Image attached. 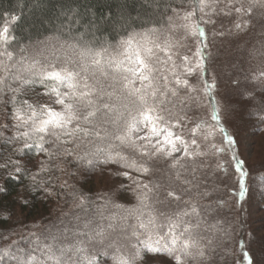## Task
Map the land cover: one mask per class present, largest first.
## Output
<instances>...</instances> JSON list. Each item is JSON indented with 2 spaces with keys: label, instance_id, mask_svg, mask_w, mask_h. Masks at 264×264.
Here are the masks:
<instances>
[{
  "label": "snow or ice",
  "instance_id": "1",
  "mask_svg": "<svg viewBox=\"0 0 264 264\" xmlns=\"http://www.w3.org/2000/svg\"><path fill=\"white\" fill-rule=\"evenodd\" d=\"M165 10L170 14L162 16V26L145 24L139 31H126L114 44L56 34L24 44L14 33L20 16L0 12V105L5 120L0 123V141L13 146L12 154L0 162L4 178L0 194L7 193L9 179L23 183L17 197L23 210L29 207L28 196L39 193L47 200L59 195L54 173L75 175L68 171L71 165L77 172L115 165L118 170H109L110 174L127 180L119 187L130 189L138 201L132 209L113 205L138 221L123 241L111 238L103 228L82 234L87 246L84 239L66 244L55 235L42 241L31 233L36 239L28 249L14 248L15 240L0 248L4 264H104L102 257L110 250L120 253L117 264H158L159 257H166L169 264H210L217 253L230 264H264V230L251 229L235 240L226 220L207 223L208 215H218L226 203L209 199L219 190L216 174L229 173L224 162L211 172L203 162L229 155L244 200L247 172L241 157L248 145L226 124L234 115L242 118L256 96L241 89L235 74L227 77V89L220 91L223 74L210 68L213 57L204 51L210 47L206 27L212 29L213 39L240 36L257 26L264 35V0H187V5L182 0L178 6L165 5ZM189 39L195 48L185 51L183 41ZM192 77H198L201 87L190 82ZM251 79L264 87V68L253 72ZM36 84L43 89L38 97L46 98L44 102L20 99ZM260 100L258 118L264 122V95ZM236 103L239 112L232 107ZM193 110L205 114L189 116ZM217 134L221 146L215 143ZM26 149H35L41 157L31 171L28 162L16 158ZM160 165L165 168L163 177L145 182L144 177L155 176ZM59 187L70 186L64 180ZM72 195L78 206L85 203V197ZM185 195L189 198L184 207L178 205L170 215L153 209L155 203L179 202ZM201 200L209 202L202 205ZM10 217L11 211L0 204V223ZM124 218L113 215L109 220ZM202 225L211 237L202 234ZM0 239L9 237L0 233Z\"/></svg>",
  "mask_w": 264,
  "mask_h": 264
},
{
  "label": "trees",
  "instance_id": "2",
  "mask_svg": "<svg viewBox=\"0 0 264 264\" xmlns=\"http://www.w3.org/2000/svg\"><path fill=\"white\" fill-rule=\"evenodd\" d=\"M181 2L182 0H0V12L7 10L20 16V20L14 27V33L17 40L24 44H28L30 41L35 42L43 40L45 37H49L53 34L61 36L62 39L83 37L88 41H106L114 44L125 35L126 31H139L141 26L145 24H148V26H162V16L170 14L166 12L165 5L172 4V6H178ZM183 2L187 5V0H183ZM158 4L160 5L159 8L156 7ZM149 21H151V23H149ZM156 21H161V23L156 24ZM0 23H2V21H0ZM206 31L210 44V47L205 49L206 53H211L213 65L219 66V60L222 55L218 53L215 48H223L226 39L225 37H216L213 39L211 35L212 29L206 27ZM215 53H218L219 56H216ZM238 61L240 63L237 65H241L243 68L242 63H244V58ZM238 69L240 70L239 66ZM35 88L39 90V93L43 91L39 84H36L33 89ZM5 98H7V95H5ZM24 98L29 99L30 102L40 99L38 94L33 92L32 89L25 90L24 95L20 97V99ZM4 122L3 106L0 105V123ZM8 122L11 123V121ZM256 124L258 126L257 134L260 136V143H264V122L262 123L259 119ZM11 134V129H9L6 135L10 136ZM12 147L13 146L0 141V162H3L4 159H7V157L12 154ZM15 147H19V145H15ZM261 150H264V148ZM16 158L21 159L22 162H28L27 166L31 171L34 170L33 165L41 157L35 153V149H26L23 153L18 154ZM231 163L229 158V166L232 171ZM71 166L76 169L75 165ZM106 166L116 168L115 165ZM245 170L247 172V176L245 177L246 193L249 190L247 183H251L252 179L255 181L254 184H251L252 187H262L264 193V161L257 166L255 173L253 175L251 174V176H248L250 175V169L246 167ZM250 173H253V170H250ZM53 175L57 178L58 172ZM207 180L210 181L208 177ZM54 182L57 185L58 178L55 179ZM3 183L4 178H2V174H0V184ZM7 188L8 191L6 194H0V204H3L6 210L11 211V217L3 223H0V233L8 236L9 239H0V248L5 247L10 244L12 240H15L17 243L14 248L28 249L33 245L36 236L40 237L43 241L44 237L50 234L55 235L58 240H63L66 244H70L75 239L87 240L86 236L82 235L84 233H89L99 228H103L106 231V226L110 223L109 221L107 222V220L97 222L95 215V211L99 208V205H96L95 202L98 201V198L103 193L102 190L96 192L93 191L94 189H88L85 192L84 190H77V186H74L76 189L74 192L76 196H83L86 198L85 202H87L86 207H88V209L80 212L78 207H71L66 210V213H64L62 216L63 218L60 220L57 218L53 219L52 217L55 216L54 213L56 212H65L55 209V205L53 204L56 202L55 197L44 200L39 193L35 196H28L29 207L21 210L17 202V197L24 188V184L13 178L8 180ZM229 193V195L234 197V202L240 199L238 185L232 187ZM218 194L219 193H215L210 200L214 201ZM70 198L72 197H69V199ZM107 198L108 197H105L103 199V208L100 209L105 214L103 217H109L118 212H123L119 209L115 210V207L109 209L107 206L110 202L106 204ZM176 210H170L169 213L172 214ZM158 213H164L166 215V212L162 209H160ZM231 213L233 214V210L230 208V213H228V215H231ZM90 214L92 215L90 216ZM217 218L219 217L210 214L207 217V223L212 224ZM51 219L52 221H50ZM36 220H41L42 223H33ZM230 220L232 221L231 217ZM23 221L24 223H20ZM125 221L129 224L128 227L123 229L114 228L110 232H106V234L113 239H120L123 241L126 236H130L126 230L131 227L130 230L133 231L138 226L136 217L126 216ZM53 222L55 224H52ZM29 223L34 226V229H31L29 225H27ZM202 227L205 228L204 225H202ZM234 227L236 226L232 228ZM55 230L56 232H53ZM201 232L204 235L207 233L204 229H202ZM31 233H35L36 236H32ZM22 236L26 238L21 239ZM86 240L87 246L88 241ZM132 242L134 243L135 241L133 240ZM119 255L120 253L118 252L108 251L107 255L102 257L104 264H117L115 257ZM0 264H4V262L0 261Z\"/></svg>",
  "mask_w": 264,
  "mask_h": 264
},
{
  "label": "rangeland",
  "instance_id": "3",
  "mask_svg": "<svg viewBox=\"0 0 264 264\" xmlns=\"http://www.w3.org/2000/svg\"><path fill=\"white\" fill-rule=\"evenodd\" d=\"M257 15H259V10H257ZM262 30L257 26L255 29L250 30L248 33L240 35V36H225V44L222 47H216V51L221 53V58L219 60V66H214L213 62L210 63V68L216 69L218 72L222 73L221 76V83H220V91H225L228 86V79L227 77L236 75L239 79L241 84L242 90L252 91L254 92L256 99L254 104H250L241 118L238 115H234L230 117L232 120L231 124H226L230 133H234L237 135V138L242 140L244 143L248 145V151L242 153L243 159L246 161V167L250 170H253V173H250L248 176L253 175L257 169V166L260 165L261 162L264 161V143H260V139L258 136V126L257 122L259 120V112L257 111L258 107L260 106V98L264 95V87L261 86L260 82L253 81L251 79V74L258 69L264 68V35L261 34ZM223 39V38H222ZM186 44L187 48H192L194 50L195 43L193 40L189 39L187 41H183ZM206 52V50H204ZM218 53H215L216 56H219ZM244 58L243 68L241 65H237L240 63L238 60H242ZM240 67V70L238 69ZM218 67V68H217ZM190 82L195 85L196 87H201V84L198 82V77L190 78ZM35 88L32 89L33 92L36 94L39 93V90ZM233 100L236 99L235 93H232ZM37 100V99H36ZM46 98L40 97V102H44ZM232 107L236 108L239 112L241 110L240 104L236 103L233 104ZM248 113H254L255 115H248ZM204 111L200 110L196 112L195 110L189 112V116L195 117H202L204 116ZM225 113L221 112L222 118L224 117ZM263 123V122H262ZM221 136L217 134L215 143L217 146H221L222 140ZM260 150V151H258ZM229 155L227 154H219L216 158H208L205 159L203 162L209 164L211 167L208 169L209 172L215 169V165L219 162H224L228 165V176L225 177L223 172H218L217 175V183L219 185V190L215 193H219L216 195L215 200L222 199L226 203L222 209L218 211V215H214L215 217L218 216L226 220L231 226L234 227L233 236L235 240H239L242 236H246V234L251 229L256 230H264V193L262 187H252L251 184H254L255 181H251V183H247L248 192L245 194V198L243 201H239L240 199L234 202V197L229 195L232 187H235L236 184V177L234 171H231L229 166ZM39 160V159H38ZM76 167V166H75ZM160 171L155 173V176H146L144 177L145 182L149 180H153L155 178L163 177L165 168L164 165H160ZM111 172L117 171L116 168L102 165L97 167L94 170H84L81 169L80 171H76V169L69 167V172H76L75 175H64L58 173V184L56 186V191L59 193L56 196L55 201L53 204L55 205V209L57 211H65V212H56L54 213L55 216H52L53 219H62L66 210L71 207H78L80 212L83 210L88 209L86 207L85 202L83 205H79V200L74 199L72 193L75 192L74 186H77V190H84L85 192L88 189L93 191H101L102 194L98 198V201L95 202L96 205H99L97 211H95V215L97 218V222L101 221H109L113 227L109 228L108 224L106 226V232H110L112 229H123L128 227V223H126L125 218L123 219H116V220H109V217H103L105 214L100 210L102 209L103 199L108 197L106 200L110 202L107 206L109 209L113 208V205H121L123 209H132L138 206V201L136 199L135 194L130 189H122L119 187L120 184H128L127 180L123 178L116 177L110 174ZM92 172V173H91ZM81 173V174H80ZM93 174V175H92ZM85 177V178H84ZM210 181H208L211 185L212 177L209 175L207 176ZM92 179V180H91ZM67 180L70 187L67 189H61L59 184ZM248 181V179H247ZM239 188V187H238ZM86 189V190H85ZM213 194V196L215 195ZM97 196V194H96ZM69 197H72L69 199ZM189 197L187 195L183 196L181 201L179 202H165V203H155L153 204V209L156 213L159 212L160 209L166 212V215H169V211L176 210L177 206L179 205L180 208L184 207V201L187 200ZM210 199V198H209ZM60 200V202H59ZM161 200H163V196H161ZM208 200H201L200 203L207 204ZM233 203V204H231ZM165 204V205H164ZM231 204V206H230ZM85 205V206H84ZM242 205V207H241ZM164 206V207H163ZM168 206V207H167ZM235 206V207H234ZM230 208L233 210V214L228 215L230 213ZM234 208V209H233ZM117 210V208L115 209ZM123 211L122 209H119ZM67 215V214H66ZM92 214H90L91 216ZM94 215V214H93ZM116 216H125V212H118L115 214ZM210 215V214H209ZM89 216V217H90ZM102 217V218H101ZM134 217V216H133ZM232 218V221L230 220ZM101 218V219H100ZM137 220V219H136ZM52 221V219L50 220ZM234 221V222H233ZM42 223L41 220H36L33 223ZM138 222V221H137ZM20 223H24L20 222ZM52 224H55L54 222ZM26 225V224H25ZM31 229H34L31 223L27 224ZM37 225V224H36ZM131 228V227H130ZM127 229V233L131 234V230ZM204 227L201 228V230ZM237 230V231H236ZM53 232H56L53 231ZM212 233L207 232L206 236L211 237ZM86 240V239H85ZM87 241V240H86ZM233 250L235 251V245H232ZM221 253H217L216 258L210 262V264H230V261H221L219 259ZM158 264H169V261L166 257H159Z\"/></svg>",
  "mask_w": 264,
  "mask_h": 264
}]
</instances>
